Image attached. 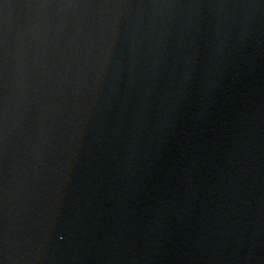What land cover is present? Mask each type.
<instances>
[{
    "label": "water",
    "instance_id": "water-1",
    "mask_svg": "<svg viewBox=\"0 0 264 264\" xmlns=\"http://www.w3.org/2000/svg\"><path fill=\"white\" fill-rule=\"evenodd\" d=\"M0 264H264V0H0Z\"/></svg>",
    "mask_w": 264,
    "mask_h": 264
}]
</instances>
